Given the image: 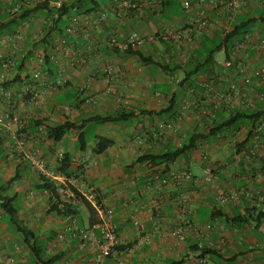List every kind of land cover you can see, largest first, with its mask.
I'll return each mask as SVG.
<instances>
[{
  "label": "crops",
  "instance_id": "0c3cea01",
  "mask_svg": "<svg viewBox=\"0 0 264 264\" xmlns=\"http://www.w3.org/2000/svg\"><path fill=\"white\" fill-rule=\"evenodd\" d=\"M63 1L68 0H53L52 6ZM186 1L191 4L189 11L184 7ZM230 1L221 0L212 6L200 0H136L143 10L141 17L110 14L101 24L99 14L109 10L110 3L98 14L79 16L92 19L88 34L71 38L65 33L64 38L57 39L56 44L62 42L64 48L80 40L81 50L70 57L57 56L54 76L37 83V90L48 98L46 104L23 100L25 83L12 89L23 119L32 116L56 123L67 117L83 123L91 116L144 112H137V117L126 122L87 124L85 151L80 150L73 131L54 142L29 122L20 128L0 126V186L20 172L22 178L11 185L20 193L18 221L31 244L36 241L46 248V259L56 257L54 264H97L101 247L78 231L102 238L83 202L92 194L94 206L99 200L113 211L120 237L117 254L105 264H264V224L249 217L251 209L264 200V132L259 137L255 133L246 142L247 126L237 132L232 129L203 141V147L194 145L186 158L169 166L151 160L181 147L188 133L206 130L233 109L257 112L264 105V80L255 76V71L264 67L262 24L255 23L230 49L225 43L226 34L240 21L259 16L264 0H245L238 10L229 6ZM11 4L10 0H0V16ZM202 22L207 25L201 27ZM47 23V16L38 15L23 29L18 28L24 32L25 41L17 50L7 48L5 53L16 59ZM183 30L186 32L180 39H159L138 48L148 60L145 64L118 48L104 45L101 56L89 50L95 43L105 44L109 37L126 40L133 31L147 37ZM240 43L244 48L235 54ZM219 46L222 48L214 56V64L205 66L208 55ZM44 50L38 48L35 53ZM51 51L49 47L46 52ZM80 59H87V65L74 66L73 61ZM228 59L232 66L225 65ZM106 66L114 69L110 77L103 72ZM31 73L28 66L27 74ZM61 74L70 76V85L53 90L52 84ZM16 76L12 66L7 79ZM211 88L226 95L221 105L211 97ZM6 101L0 97V113L6 110ZM186 108L189 115L184 113ZM163 121L175 124V130L161 137L158 125ZM100 137L112 142L101 153L95 152ZM20 138L27 141L25 148L20 146ZM33 153L46 160L45 172L34 165ZM65 154L78 165L91 155V161L83 163L87 182L71 180L77 195L74 200L64 197L60 189L63 182L52 173ZM207 165L214 171L212 181L205 179ZM183 171H190L194 178L186 180L177 175ZM42 174L56 181L55 194L46 195L37 189ZM157 174L165 181H155ZM245 190L253 198L242 194L238 200H217ZM162 196L167 198L163 206L159 202ZM176 229L185 233V241L173 237ZM23 241L16 225L0 208V264H36ZM206 249L218 254L204 255Z\"/></svg>",
  "mask_w": 264,
  "mask_h": 264
},
{
  "label": "trees",
  "instance_id": "16d2710c",
  "mask_svg": "<svg viewBox=\"0 0 264 264\" xmlns=\"http://www.w3.org/2000/svg\"><path fill=\"white\" fill-rule=\"evenodd\" d=\"M10 10L4 11L5 14L0 16V36H5L9 32H16L20 25L28 23L33 18L38 15H44L48 18V23L44 28L43 32L40 34L41 38L37 41L32 40L28 41V50L19 53L18 57L11 59L10 53H4L0 57V74L5 71L3 64L5 61L11 59L13 61V70L17 74L14 79H5L0 81V97L4 96L6 92L12 91V89L17 84H31L32 77L27 74L28 71V62L31 58L35 56V51L38 48L47 49L52 47L58 38H64L65 30L70 24L71 20L74 17H79L83 15H95L98 14L104 7L113 3L114 0H68L63 1L59 6H52L53 0H39L36 4H32L30 0H10ZM18 8L16 14H12L11 11ZM255 23L262 24L264 28V6L259 12V16L252 19L240 21L239 24L235 25L225 37V43L230 49L234 42L240 40L248 32V30L254 26ZM222 46H219L214 51H212L207 60L205 61V66H212L214 64V56ZM127 55L136 56L139 61L142 63H147L143 53L138 49H129L125 51ZM229 52V51H228ZM55 67L54 61L51 55H46L45 63L43 70L53 75V68ZM177 70V68L175 69ZM25 75V76H24ZM24 77V78H23ZM70 84H67L65 87H69ZM13 95V93H12ZM12 99L13 96H12ZM136 111V112H135ZM134 112H118L115 116L101 117V116H91L87 118L83 123H75L70 121L67 117L60 120L59 122H49L48 120H35L32 119L29 123L35 126L38 129L44 127V130L41 134L45 135L47 139L53 140L54 142L62 141L68 132H76V141L80 150L85 151L88 144V139L86 138L85 127L87 124L95 125H105L107 123H116L120 121H130L137 117L136 114L138 110ZM138 113H144L139 111ZM264 117V105L261 106V110L257 112L233 109L224 117H220L212 126L207 128L204 131H192L187 134V140L185 143L176 149H171L166 151L162 155L153 156L151 160L154 164H165L167 166L175 163L181 158H186L193 150L194 145L203 142L210 137H217L221 133L236 129V132L240 130L239 125L241 123L245 124L248 127L247 141L252 140L255 133L258 130V123ZM40 133V132H39ZM98 144L95 148V152H103L107 150L112 142L106 140L103 137L97 138ZM3 153V149L0 148V156ZM86 165L85 164H76L72 161L68 154H65L60 160H58L55 168L52 170L54 176H65L68 179L79 180L82 183H86L87 179L85 178ZM22 177L20 172L17 171L14 177H12L5 185L0 186V208L6 213L9 217V220L16 225L17 230L21 233L24 244L28 246L30 252L33 256V259L36 261V264H54L56 262V257L46 259V248L36 241L31 244L29 242V234H27L25 227L22 226L18 221L19 217V207L17 206L18 198L20 193L11 189V185L20 180ZM40 185L37 186V189L40 191L50 190L54 192L56 190V181L51 180L45 175H40ZM62 186V185H61ZM83 202L89 212L91 221L97 225L100 223L101 219L97 207L93 205L91 201L87 198H83ZM97 206L103 207L102 202L97 200ZM249 217L255 219L258 223L264 224V214L259 211L257 208L251 209ZM240 219V218H239ZM237 220H235L236 222ZM32 237V236H31ZM33 238V237H32ZM28 244V245H27ZM119 247H116L118 250ZM204 255L214 256L218 252L213 249H206L203 251ZM179 264V263H175Z\"/></svg>",
  "mask_w": 264,
  "mask_h": 264
},
{
  "label": "built area",
  "instance_id": "2783aa9c",
  "mask_svg": "<svg viewBox=\"0 0 264 264\" xmlns=\"http://www.w3.org/2000/svg\"><path fill=\"white\" fill-rule=\"evenodd\" d=\"M200 1H202L203 3L207 2L210 5L215 6L221 0H200ZM244 4H245V0H231L229 2V6L233 8L234 10L240 9ZM184 7L187 11H189L191 9L190 2L186 1L184 3ZM17 12H18V8L11 11L12 14H16ZM110 14H114L120 17L127 16V15L128 16L133 15L134 17L139 18L142 16L143 10L141 9L140 5L136 2V0H114L112 5L109 7V10L103 11L102 13L99 14V22L101 24L107 22L109 20ZM200 25L201 27H205L207 25V22H202ZM92 26H93L92 19L83 18L82 20L80 17H74L71 20L70 26L66 28L65 33L71 38H74L78 35L80 36L81 33L83 35H86L91 31ZM24 27H25L24 24H22L20 25L19 28L23 29ZM184 32H186V30L168 32V33L160 32L156 35L145 37V36L140 35L138 32L133 31L129 34L126 40H120L117 37H109L105 41V44L95 43L89 46V50L101 56L102 47L104 45L110 48H118L122 51H126L131 48L136 49V48L143 47L145 44L156 42L159 39H165V40H169L171 38L180 39L182 35L184 34ZM25 39L26 38H24V32L22 30L12 32L11 35H8V36L6 35L0 36V57H2V55L5 53V49L7 48L17 50L22 44V42L25 41ZM37 40L38 39L36 37L35 41ZM56 42L52 46V51L50 53L37 52L35 53V56L29 60L27 66H31L32 68L31 77H32L33 83L25 85L23 93L21 94L22 96L21 98L23 100H28L29 102L39 101L40 103L42 102V104L47 103L48 101L47 96H45L44 94L40 93L37 90V83L39 82L40 79L49 81L54 76V73L53 75H50L49 72L43 70V66H44L45 58L47 54L51 55L53 61L56 62L55 58L57 56L70 57L72 53H74L75 51L81 50L80 40L78 42L77 41L74 42L73 44H71V46L67 48L60 46L62 42H60V44H56ZM243 48H244V43L238 44L234 49V53L237 54L238 52L242 51ZM215 55H218V52H216ZM87 63H88L87 59H80L78 61H73V65L77 67L85 66L87 65ZM232 63L233 62L231 59H228L225 61L226 66H232ZM12 66H13V61L11 59H9V61H5V63L3 64L5 71L1 72L0 81H3L6 78H8L7 77L8 71L12 69ZM103 72L106 76L110 77L112 76L114 69L112 66H106ZM255 76L264 80V67L255 71ZM70 80H71L70 76L61 74L60 76L55 78L54 83L52 84V89L53 90L61 89L65 87L70 82ZM249 81H250V78H247L246 82H249ZM209 93L211 97L214 99V102L217 104L221 105L226 99L225 94L213 88L209 90ZM12 96H13L12 91H8L4 95L5 99L7 100L6 110L0 113V126L8 125V126H16L20 128L26 125L28 122H30L33 118L32 116H28L26 119H23V117L19 113L18 103L14 99H12ZM67 109L70 112V109L69 108ZM184 113L186 115H189L190 114L189 109L186 108ZM180 118H183V116H181ZM239 128L240 130H244L246 128V125L241 123L239 125ZM158 129H159L158 135L161 137H164L166 136V133L168 131L175 130V124L168 122V121H163L159 123ZM40 130H44V127H41ZM262 132H264V117L258 123V130L256 132L258 133L257 137H259V135ZM18 142L22 148H25L27 146V141L24 138H20ZM203 144L204 142H200L199 144H197V146L203 147ZM239 157L240 156L238 155L237 158ZM205 158L207 159L208 156L206 155ZM31 159L34 165L39 170L45 172V170L47 169V162L45 159H43L36 153L32 154ZM89 161H91V155L85 156V158H83L81 162L87 163ZM204 171H205V179L207 181H212L214 177V171H213L212 166L207 165ZM177 175L185 178L186 180H192L194 178L193 174L190 171H183ZM56 177L60 178L63 182V185L60 189L64 197L67 198L68 200L76 199L77 195H76L75 189L72 185H70L74 182L71 181V179L66 178L65 176L59 175ZM154 178H155V181H158L159 183H162L165 181V180L163 181L160 174L155 175ZM44 193L46 195H49L50 190H45ZM242 194H245L249 198H253V194L250 191L245 190L243 192H235L232 196L220 197L217 200L218 201L221 200L222 202H225L229 199L238 200L241 198ZM87 198L89 201L95 203L94 195L89 194ZM159 202L161 206L166 205L167 198L165 196H162L160 197ZM256 206H257V209L264 214V200H260L256 204ZM96 207L99 212L100 219H101L100 223L96 225V228L101 230L102 238L98 239L94 233H89L82 229L80 230L78 229V231L81 237L92 240L101 247V254L97 259V264H105L106 259L112 258L117 254L116 247L119 246L120 244V237L117 231V226L112 219L113 211L108 208H104V207H99V206H96ZM158 229H159V225L156 224L155 230H158ZM172 235L176 240L180 242L185 241L186 239L185 233L181 231L180 229L174 230L172 232ZM119 264H126V263L121 262Z\"/></svg>",
  "mask_w": 264,
  "mask_h": 264
},
{
  "label": "rangeland",
  "instance_id": "374dc122",
  "mask_svg": "<svg viewBox=\"0 0 264 264\" xmlns=\"http://www.w3.org/2000/svg\"><path fill=\"white\" fill-rule=\"evenodd\" d=\"M33 3H35V2H37L38 0H31ZM36 35V34H35ZM41 38V36L40 35H38V37H37V39H40ZM22 45V44H21ZM45 52L47 51V49L46 50H44ZM47 53V52H46ZM17 204L19 205V203L17 202Z\"/></svg>",
  "mask_w": 264,
  "mask_h": 264
}]
</instances>
